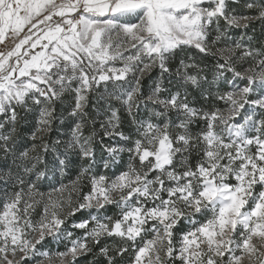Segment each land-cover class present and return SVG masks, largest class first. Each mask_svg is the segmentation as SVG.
<instances>
[{
  "label": "snow or ice",
  "instance_id": "snow-or-ice-1",
  "mask_svg": "<svg viewBox=\"0 0 264 264\" xmlns=\"http://www.w3.org/2000/svg\"><path fill=\"white\" fill-rule=\"evenodd\" d=\"M0 264H264V0H0Z\"/></svg>",
  "mask_w": 264,
  "mask_h": 264
}]
</instances>
